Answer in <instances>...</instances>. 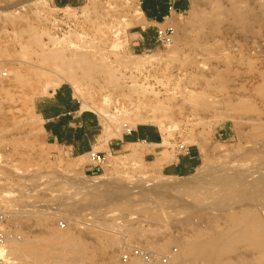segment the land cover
<instances>
[{"label": "rangeland", "instance_id": "rangeland-1", "mask_svg": "<svg viewBox=\"0 0 264 264\" xmlns=\"http://www.w3.org/2000/svg\"><path fill=\"white\" fill-rule=\"evenodd\" d=\"M189 2L187 11L170 20L176 29L171 44L135 49L140 0H82L61 8L53 0H0V208L21 230L22 243L43 244L54 255L69 241L76 260L51 258L49 264H120L121 253L134 247L152 251L155 264H202L200 258L177 262L174 256L198 235L245 230L243 217L230 216L241 208L253 207L264 218V0ZM61 43L90 47L97 67L87 75L76 67L77 79L42 74L41 67L51 66L43 56ZM63 83L99 114L107 141L127 128L153 124L164 148L174 154L180 143L193 147L200 166L188 176H165L141 152L105 154L99 144L96 151L105 162L96 175L85 173L82 159L50 150L34 110L36 99ZM232 173L246 181L237 183ZM199 174L214 179L206 189L196 180ZM168 180L198 181L187 190L203 205L170 209L175 203L169 198L138 191ZM123 187L133 189L130 198L91 203L92 193L103 202ZM238 187L248 201L240 200ZM232 236L222 264H264V246ZM13 258L16 264H36L30 257ZM135 259L128 264H147Z\"/></svg>", "mask_w": 264, "mask_h": 264}, {"label": "crops", "instance_id": "crops-1", "mask_svg": "<svg viewBox=\"0 0 264 264\" xmlns=\"http://www.w3.org/2000/svg\"><path fill=\"white\" fill-rule=\"evenodd\" d=\"M82 0H53L58 7L78 6ZM189 0H140L141 26L134 36L133 48L151 49L157 46V27L170 26L176 15L188 10ZM35 114L42 125V136L53 152H62L74 158L85 157V173L96 175L101 169L91 165L89 152L100 144L102 152H132L143 154L147 163L157 167L161 174L184 177L194 173L201 164L199 152L191 147L189 153L164 148V137L153 124H140L124 131L121 136L103 142L104 128L99 114L83 105L69 83H63L48 94L36 99Z\"/></svg>", "mask_w": 264, "mask_h": 264}, {"label": "bare ground", "instance_id": "bare-ground-1", "mask_svg": "<svg viewBox=\"0 0 264 264\" xmlns=\"http://www.w3.org/2000/svg\"><path fill=\"white\" fill-rule=\"evenodd\" d=\"M70 8V7H69ZM72 44V43H71ZM88 48V49H87ZM90 53H91V49L90 47H87V46H83L81 44H78V45H74L72 47H69L68 45H66L65 43H61L59 45H56V47L51 50L49 53L45 54L43 56V62H51V66L48 67V66H44V67H41L40 69V72L42 74H45V75H49L51 73H55L57 75H59V77H61V75H63V73H66V76L68 79H77L79 78V74L75 71V68L76 67H84V71H85V75L89 74L91 71H93L96 67H97V63H95L96 60L93 61V59L91 58L90 56ZM38 66V65H37ZM40 67V66H39ZM66 79L65 76H62L61 77V80H64ZM101 116L102 117H105V118H108L109 115L102 111L100 112ZM112 117V116H111ZM143 120V119H142ZM125 127L127 125H124ZM127 130H129V128H127ZM117 136H121L120 133L117 134ZM107 135L104 131L103 133V140L104 141H107L106 139ZM137 150L136 149H133V151L131 152L132 154H134ZM80 160L82 159V161H84V158L83 156L81 157H78ZM260 159V158H259ZM263 161V160H262ZM81 164V162H79ZM261 163V162H260ZM82 165V164H81ZM260 165V164H259ZM258 167V166H257ZM256 167V168H257ZM244 168V167H243ZM242 167L239 168V169H243ZM248 168V167H247ZM247 168H245L247 170ZM232 169V168H231ZM254 169V168H253ZM259 169V168H257ZM261 169V168H260ZM216 170V169H215ZM227 170V169H226ZM202 171V170H201ZM243 171V170H241ZM211 172V171H210ZM239 172V171H237ZM245 172V171H244ZM243 172H241L242 174ZM247 173V171H246ZM245 173V174H246ZM249 173V172H248ZM256 173V177L258 175H260V173L257 174ZM253 173V176L250 177L252 175L248 176L252 179L256 178L254 176ZM264 172H262V175ZM228 174V173H227ZM241 174H236L238 177L242 176ZM243 174V175H245ZM204 174H199V177L196 178V180L199 179V185L201 184L200 188L203 190V189H206L207 187H209V185L212 183V181L214 180L212 177L210 179H208L207 177L205 178V176H203ZM209 175V174H208ZM233 175V173H232ZM240 175V176H239ZM245 175V176H247ZM220 179H221V176L224 177V174H220ZM227 176V175H226ZM247 176V177H248ZM217 177H218V174H217ZM223 183H225L226 181L224 180L225 177L223 178ZM228 177V176H227ZM231 179H236V181L239 179L235 178V174L233 176H229ZM243 177V176H242ZM247 177H244L243 179L245 180ZM259 179H260V176H258ZM257 177V178H258ZM241 178V177H240ZM249 178V180H251ZM261 178H264V177H261ZM174 179V178H173ZM173 179H171L173 181ZM176 181H177V178H175ZM174 179V180H175ZM179 179V178H178ZM213 179V180H212ZM231 179L228 180L226 179L227 181H230L231 182ZM248 179V178H247ZM171 180L169 181H164V182H151L148 184H145V185H142L141 187V190H138L139 192H142V194L144 195H149L150 193H153L156 195V193L158 194L157 197L158 198H161V199H164V198H169L170 201H173L175 204L171 203V204H168L169 205V208L172 209L173 206L175 205V207H181V208H187L186 205L188 204H191L193 205L194 207L197 206L199 207L198 205H203V202L195 196V194L191 193L189 190H187L188 188H190V185L191 183H198V181H195V180H192V182H187V183H184V184H181V183H178V182H171ZM232 180V182H233ZM262 180L263 182V179H260V181ZM153 181V180H152ZM185 181V180H184ZM218 181V180H217ZM225 181V182H224ZM235 181V180H234ZM239 181V180H238ZM237 181V183H238ZM241 184H243L244 182H242V178H241ZM239 181V182H240ZM255 181V179L253 180V182ZM257 181H259L257 179ZM229 182V184H230ZM252 183V181H249V183ZM260 182V183H262ZM147 183V182H146ZM228 184V182H226ZM235 183V182H234ZM248 183V182H247ZM255 183V182H254ZM264 183V182H263ZM17 184V183H16ZM23 184V183H22ZM38 184V183H37ZM51 184V183H50ZM57 184V183H56ZM99 184V183H98ZM222 184V183H221ZM240 184V183H239ZM53 185V184H52ZM100 185V184H99ZM220 185V184H219ZM247 185V184H245ZM251 185V184H250ZM254 185V184H253ZM257 186H260L258 184H256ZM27 186V185H26ZM50 186V185H49ZM87 186V185H86ZM239 186V185H238ZM242 187V185H240ZM255 186V185H254ZM256 186V187H257ZM264 186V185H263ZM262 186V187H263ZM33 187V186H32ZM88 187V186H87ZM237 187V186H236ZM235 187V189H236ZM241 187L239 188V194L242 192V189ZM16 188V187H15ZM84 188V187H83ZM82 188V189H83ZM100 188V187H99ZM237 188V189H238ZM243 189L244 188H247L246 186L245 187H242ZM180 189H185L186 191H180ZM194 189V188H193ZM192 189V190H193ZM234 189V190H235ZM241 189V190H240ZM248 189V188H247ZM250 189V188H249ZM248 189V190H249ZM261 189V188H260ZM86 190V189H85ZM113 190V189H112ZM191 190V191H192ZM212 190V189H211ZM254 190V188H253ZM252 190V191H253ZM262 190H264V187L262 188ZM63 191V189L61 190ZM80 191V190H79ZM93 191V190H92ZM196 191V190H195ZM208 191V190H207ZM228 191V190H227ZM247 191V190H245ZM251 191V192H252ZM257 190L255 189V192ZM112 192V191H110ZM133 189L131 188H127V187H123L120 191L118 190H114L112 192L111 195H107L106 199L103 198V202H101V194H95V193H92L95 195V197H91L92 199V202L94 205L96 204H99L101 203V205L103 206L104 204L102 203H105L107 204L108 201L112 202V200H114V197L116 196L117 199L118 197H124V198H120L118 201L124 199L125 198H130V196L133 194ZM244 192V191H243ZM250 192V193H251ZM259 192V191H258ZM257 192V193H258ZM73 193V192H72ZM71 193V194H72ZM76 193V192H75ZM79 193V192H78ZM245 193V192H244ZM248 193V191H247ZM253 193V192H252ZM255 193L254 196L260 194L261 192H259L258 194ZM91 194V193H90ZM104 194V193H103ZM242 194V193H241ZM240 194V196H241ZM75 195V194H74ZM148 195H147V198H148ZM220 195V194H219ZM244 195V194H242ZM261 195V194H260ZM259 195V196H260ZM8 196V195H6ZM106 196V195H105ZM225 196V195H223ZM253 196V195H252ZM75 197V196H73ZM104 197V195H103ZM186 197H190L192 198L191 201L189 200H186L187 198ZM242 197V196H241ZM249 197L248 195H244L243 199H240L242 202L243 201H248L249 200ZM257 197V196H256ZM62 198V197H61ZM76 198V197H75ZM78 198V197H77ZM146 198V196H145ZM150 198V197H149ZM64 199V196L63 198ZM90 199V198H89ZM142 200H145L143 199V197L141 198ZM219 199V198H218ZM75 200V199H74ZM139 200V199H138ZM147 200V199H146ZM212 200H216V198L213 197ZM211 200V201H212ZM100 201V202H99ZM115 201V200H114ZM135 201V199L133 200ZM137 201V200H136ZM140 201V200H139ZM150 201V200H148ZM206 201V200H205ZM60 202V201H59ZM58 202V203H59ZM69 202V201H68ZM73 202V201H72ZM239 202V201H238ZM253 202V201H252ZM250 202V203H252ZM88 203V202H87ZM109 203V202H108ZM114 203V202H113ZM134 202L132 201H128V205H133ZM151 203V202H150ZM207 203V202H206ZM236 204H238L237 202H235ZM240 203V202H239ZM249 203V204H250ZM257 203V202H256ZM45 204V203H44ZM51 205H53L52 203H50ZM77 204V203H75ZM79 204V203H78ZM154 204V203H153ZM61 205V204H60ZM127 205V206H128ZM207 205H210V204H207ZM255 205V204H254ZM35 206V205H34ZM39 206V205H37ZM57 205H54V206H51V207H55ZM157 206V205H156ZM50 207V206H49ZM48 207V208H49ZM68 207V206H67ZM70 208L72 206H69ZM68 207V208H69ZM73 207H76V206H73ZM98 207V206H97ZM172 207V208H171ZM174 207V208H175ZM189 207V205H188ZM192 207V206H191ZM196 207V208H197ZM249 207V205H248ZM36 208V207H35ZM56 208V207H55ZM53 208V209H55ZM108 208V207H107ZM190 208V207H189ZM228 208V206H227ZM67 209V208H66ZM160 209V208H159ZM229 209V208H228ZM258 209V208H257ZM58 210V209H57ZM117 210V209H115ZM192 210V209H190ZM261 210V209H260ZM263 210V208H262ZM253 211V207H249V208H241L236 214H231L230 216H240L241 219L242 217L244 218L243 221L246 222L245 226V230H240L236 233H233L231 234L229 232V234L227 232L223 233V234H220L218 237L214 236V237H203V236H200L198 235L196 238H194L193 240L187 242L184 244V246L181 247V250L179 251V253H176L175 254V261L177 262H180L183 258L185 257H196V258H200V260L202 261V264H222L224 261H223V255L225 254L226 250H227V241L229 240V238L232 237H238V239H248L250 241H258L262 246H264V218L262 217L261 213L260 215L259 214H256L252 212ZM96 212V211H95ZM177 212V211H176ZM260 212V211H259ZM100 213V212H99ZM107 213V212H106ZM113 213V212H112ZM238 214V215H237ZM101 215V214H100ZM129 215V214H128ZM132 215V214H131ZM137 215V214H136ZM138 216V215H137ZM230 216H229V219H230ZM235 216V217H236ZM134 217V216H133ZM234 218V217H233ZM231 218V219H233ZM154 220V219H153ZM234 220V219H233ZM232 220V221H233ZM250 220V221H249ZM239 222H241V220H238ZM134 223V222H133ZM243 223V222H241ZM243 226L242 229L245 227ZM230 235V237H229ZM65 238H61V241H63ZM66 245V246H65ZM165 245V244H164ZM63 246L61 249H60V253H57V254H54L52 255L51 253L47 252L45 250V246L43 244L41 245H34L32 244L31 242H25V243H22L21 240H16V241H13L11 243V250H12V253L14 254V256L18 259H27V258H31L33 259V261L36 263V264H49L48 261L53 258V259H56L58 261H63V260H68V258L72 259V260H76V255H74L72 253V248L69 246V241L64 244V245H61ZM175 252H173L174 254ZM17 259V260H18ZM133 259H135L133 257ZM139 259V258H138ZM179 259V261L177 260ZM136 260V259H135ZM140 261V259H139ZM143 261V260H142ZM25 261H23L24 263ZM145 262V261H143ZM73 263V262H72ZM156 262L155 261H151V262H147V264H155ZM26 264V263H25ZM177 264V263H176Z\"/></svg>", "mask_w": 264, "mask_h": 264}, {"label": "built area", "instance_id": "built-area-1", "mask_svg": "<svg viewBox=\"0 0 264 264\" xmlns=\"http://www.w3.org/2000/svg\"><path fill=\"white\" fill-rule=\"evenodd\" d=\"M176 29L173 25L165 27H157L155 31V38L158 44L169 45L173 42ZM128 131H131L129 129ZM180 151L189 153L191 147L180 143L177 147ZM89 159L91 165L96 169H101L105 156L96 150L89 152ZM61 227L66 226L65 221H59ZM21 230L17 224L11 219L9 211L0 208V264H16L11 250V243L16 240H21ZM139 258L145 262H151L155 258V254L144 247H134L129 251H123L120 255V264H128L133 258ZM167 257H163V262H167Z\"/></svg>", "mask_w": 264, "mask_h": 264}]
</instances>
